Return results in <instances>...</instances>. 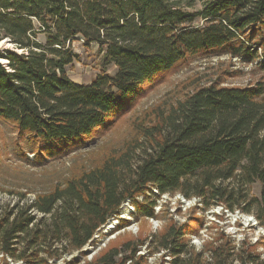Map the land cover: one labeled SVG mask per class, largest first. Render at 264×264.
Returning a JSON list of instances; mask_svg holds the SVG:
<instances>
[{
  "label": "trees",
  "instance_id": "16d2710c",
  "mask_svg": "<svg viewBox=\"0 0 264 264\" xmlns=\"http://www.w3.org/2000/svg\"><path fill=\"white\" fill-rule=\"evenodd\" d=\"M77 38L101 55L87 84L67 74L79 60L71 46ZM4 39L12 47L0 50V123L9 126L17 151L60 158L115 125L147 87L188 59L226 56L264 74V0H0ZM136 129L149 151L134 163L132 143L31 202L27 192L8 191L17 200L0 202L3 264H50L80 252L127 200L135 217L157 219L152 189L239 209L264 226L263 78L197 86ZM254 184L259 196L251 194ZM118 220L127 227L128 220ZM197 226L190 217L168 221L85 264H147L136 256L143 245L149 256L163 252L168 264H264L233 240L208 237L196 251L190 237Z\"/></svg>",
  "mask_w": 264,
  "mask_h": 264
},
{
  "label": "rangeland",
  "instance_id": "374dc122",
  "mask_svg": "<svg viewBox=\"0 0 264 264\" xmlns=\"http://www.w3.org/2000/svg\"><path fill=\"white\" fill-rule=\"evenodd\" d=\"M43 41V36H39ZM71 46L79 55V60L68 67L67 74L76 84H87L98 73L97 45L86 47L82 39H75ZM8 43L0 42V50L10 49ZM110 73L113 69H109ZM264 79V74L252 66H243L226 56L195 57L183 62L164 77V80L154 86L147 87L145 93L126 112L115 125L107 131L96 134L87 146L77 149L60 158L38 159L33 154L14 148V139L9 126L0 123V202L17 200V195H9L8 191L27 192L25 200L31 202L35 194L45 193L58 183L62 184L79 169H91L101 164L106 156L117 155L130 146L131 162L134 163L145 150L149 151V141L139 135L136 127L146 126L154 122L156 114L167 111L171 103L191 92L197 86L208 82H216L221 86H245L253 84L258 79ZM134 150V152H133ZM152 199L156 198L155 213L157 219H140L135 217L134 209L129 200L119 209L118 216L110 218L93 235L92 239L79 251L62 253L58 259H50V264H63L66 261H76V264L89 263L101 249L120 245L127 240H142L148 235L173 220L182 223L187 217L195 218L199 226L194 227L197 234L190 237V242L199 250L202 239L208 237L218 240V244L233 240L236 245L251 247L259 260L264 261V226L260 225L252 214L242 213L239 209L229 210L223 204H211L204 207L198 204V199L184 198L180 193L159 195L157 190H151ZM251 194L259 196V185L254 184ZM141 198H139L140 200ZM125 219L127 227L120 229L119 220ZM136 254L145 255L147 264H168L169 257L156 253L150 256L145 245L140 246ZM0 264L1 261L0 255ZM9 264H21L12 262ZM239 264V263H235Z\"/></svg>",
  "mask_w": 264,
  "mask_h": 264
},
{
  "label": "water",
  "instance_id": "95a60500",
  "mask_svg": "<svg viewBox=\"0 0 264 264\" xmlns=\"http://www.w3.org/2000/svg\"><path fill=\"white\" fill-rule=\"evenodd\" d=\"M2 42H4V43H8V44H9V42H8L7 39L2 40ZM9 45H10V44H9Z\"/></svg>",
  "mask_w": 264,
  "mask_h": 264
}]
</instances>
